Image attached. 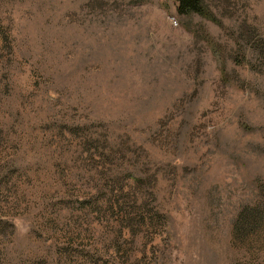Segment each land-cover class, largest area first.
Segmentation results:
<instances>
[{
  "label": "rangeland",
  "instance_id": "rangeland-1",
  "mask_svg": "<svg viewBox=\"0 0 264 264\" xmlns=\"http://www.w3.org/2000/svg\"><path fill=\"white\" fill-rule=\"evenodd\" d=\"M90 1L0 0V80L9 84L0 101V196L11 202L0 200V216L16 225L4 264H29L77 234L80 249L114 248L106 225L118 212L89 207L115 178L129 183L146 170L158 178L152 205L171 220L169 264H264V229L249 246L233 232L264 155L238 158L220 143L264 145L262 129L252 140L236 135L243 115L264 128V69L253 72L242 49L250 51L248 33L264 40V0H206L220 24L179 15L175 0H99L104 14L85 7ZM208 39L245 61L228 60L229 84ZM95 116L104 123L92 129L108 128L111 149L128 147L115 164L90 157L70 131ZM154 234L150 251L167 236ZM120 243L98 264H149L142 245L126 252ZM59 260L53 253L51 264Z\"/></svg>",
  "mask_w": 264,
  "mask_h": 264
},
{
  "label": "trees",
  "instance_id": "trees-1",
  "mask_svg": "<svg viewBox=\"0 0 264 264\" xmlns=\"http://www.w3.org/2000/svg\"><path fill=\"white\" fill-rule=\"evenodd\" d=\"M175 1L178 3L177 12L179 15L188 16L196 14L216 24L221 23L220 19L210 9L206 0ZM98 2L99 0H91L85 7L92 9L94 12L96 9H100L96 14L106 13L107 8H104V6ZM2 25V19L0 18V31H2ZM207 41L212 44L214 53L218 57L217 59L220 65L223 81L227 84L231 83V80L228 78V60H235L238 64H244L245 61L237 60L233 55H222L219 51V47L214 44L213 39H208ZM245 43L251 45V47H249L250 51L246 49L247 47L241 46L242 49L244 48L243 55L247 60L246 63H248L253 72L258 74L262 73V70L264 69V40L259 41L254 38L252 33H248V38L245 40ZM248 52H250V55L248 56L249 59L247 58ZM5 69H7V67ZM7 88H9V84H3L2 80H0V101L2 100L4 89ZM21 115L22 114H17L16 117L20 118ZM101 119L103 118L100 116L89 117V120L86 123L73 124L70 131L77 136L79 146L82 147L84 151L89 152L90 157L104 158L107 162L110 161L109 163L115 164L116 158H121L126 155L128 147L126 143L119 142V146L111 149L110 144H108V128L101 127V129L98 130L92 129V126H94L96 121L101 124L104 123L103 121H99ZM261 129L264 131V128H258L255 126L252 117L243 115L236 126V135L239 139L249 138V140H252L253 137L262 134ZM179 137H181V135H179ZM216 140L219 141L220 138L216 136ZM177 141L179 142L180 139L178 138ZM250 142V145L241 146L240 143H235L233 146L230 142L220 141L223 148H231L230 146H232V152L234 154L236 153L238 158L241 155H250L253 153L262 157L264 153L258 152L256 149H260L264 145L259 142ZM109 146L111 151L106 153L105 151ZM110 156L112 158H110ZM243 166L246 168V162L243 163ZM170 167L172 172H177L178 166L176 163L173 165L171 164ZM135 169L139 170L140 168L136 166ZM130 174L134 177L132 182L128 183L124 178L120 177L115 178L113 180V185L106 190L105 197L95 201L92 206L89 207L93 212H100L103 210H116L118 212L116 226L110 225V222L106 225L108 233L111 232L109 236H112L111 240L114 241V248H106L103 251L98 248L94 242V244H89L87 249H80L78 246L80 243H78L76 239L80 238L81 235L77 234L75 240L74 238H68L62 246L58 247V249L55 251L54 249H50L47 251L46 257L36 256L31 259L29 264H51L50 259L53 253H57L60 258L59 262L63 261L65 264H98L99 262L98 260H95V257L100 253H102L101 255H110L111 252L115 253L119 251L122 249L123 243H120L121 241L124 242V246L129 247L124 248L126 252L128 249H133L136 246L139 247V245H142V248L140 249H142L143 257L149 262V264H169L168 261L171 260L172 253H175V249L174 247H171L172 244L170 241L171 220L165 210L162 212L160 209H156L157 206L152 205L157 198L155 188L158 183V178L155 176V173L148 170H146L145 177H136L133 172ZM252 184L255 190L254 197H252L251 201L242 205L239 214L237 215V220L233 226L236 241L248 246L251 245V242L254 240L253 236L260 234L259 231L264 229V174L258 173L252 181ZM0 200L6 202V204L11 203L8 197L1 198L0 196ZM64 207L72 212L75 210L73 205L72 208L69 205H65L63 208ZM57 212H60V209ZM53 220L57 221V218L55 217ZM65 226H70V224L65 223L62 229H65ZM157 229H161L163 235L167 234L165 237V244L157 242L153 245V250L150 251L149 236H152L150 242L158 239L157 235L154 234ZM65 231H70V229L68 228L64 230V232ZM92 232L96 233V230L93 229ZM15 234V223L7 216H0V264L8 262L10 255L8 244ZM142 239H145L144 243L142 242ZM167 240H169L168 243H166ZM258 240L264 245V235H258ZM129 257H131V254H129ZM26 262L27 261L25 260L20 264H25ZM104 264H107L106 261H104Z\"/></svg>",
  "mask_w": 264,
  "mask_h": 264
}]
</instances>
